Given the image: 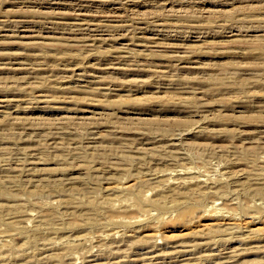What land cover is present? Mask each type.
<instances>
[{
    "label": "rangeland",
    "instance_id": "374dc122",
    "mask_svg": "<svg viewBox=\"0 0 264 264\" xmlns=\"http://www.w3.org/2000/svg\"><path fill=\"white\" fill-rule=\"evenodd\" d=\"M63 1L0 0V264H264V0Z\"/></svg>",
    "mask_w": 264,
    "mask_h": 264
},
{
    "label": "bare ground",
    "instance_id": "6f19581e",
    "mask_svg": "<svg viewBox=\"0 0 264 264\" xmlns=\"http://www.w3.org/2000/svg\"><path fill=\"white\" fill-rule=\"evenodd\" d=\"M62 1V0H61ZM61 1H59L58 0V2H61ZM71 1V0H70ZM90 1H92V0H90ZM100 2H105L106 4L107 3H112V4H116L118 1L117 0H99ZM129 1V0H128ZM225 1V0H224ZM227 1V0H226ZM229 1V0H228ZM73 2H74V0H73ZM77 2V1H76ZM131 2L132 3H134V4H136L137 3V0H131ZM221 2V1H220ZM70 3H72V2H70ZM70 3L68 2V0H64L63 2H62V4L63 5H66L67 7H71L70 6ZM49 4H52L51 2H49ZM73 4V3H72ZM76 4V3H75ZM219 4V3H218ZM83 5V4H82ZM74 6V5H73ZM78 6V5H77ZM84 6H86V5H84ZM92 6V5H91ZM105 6V5H104ZM134 6V5H133ZM136 6V5H135ZM81 7H83V6H80V8ZM87 8H89V7H87ZM118 9V8H117ZM116 9V10H117ZM82 10V9H81ZM108 12V11H107ZM106 13V12H105ZM79 14V13H78ZM78 14H77V16H78ZM81 15V14H80ZM81 16H84V15H81ZM79 17V16H78ZM69 19V21H70V23H69V25H70V27H67L66 29H65V32H64V34H66V35H69V37L68 38H65V39H68V40H70V41H76L77 40V37L78 36H80V35H84V32H85V30H86V22H82V19H77V17L75 18V17H72L71 19L70 18H68ZM21 22H23V24L25 23L26 25L25 26H27L26 28L27 29H29V28H32V26H34V24H36L37 22H36V20H28V19H23V20H20ZM81 21V22H80ZM89 24H90V22H89ZM88 24V25H89ZM142 24H143V22H142ZM8 25V24H7ZM22 25V24H21ZM68 25V24H67ZM93 25V24H92ZM96 25V24H95ZM97 26V25H96ZM3 27V26H2ZM89 27V26H88ZM87 27V28H88ZM93 27H95V26H93ZM99 29H101V28H105V30H107L108 29V27L109 26H106V25H99V26H97ZM114 27H116V28H119L118 26H114ZM113 27V28H114ZM19 28H21V27H19ZM150 28H152V27H150ZM2 29V28H1ZM5 29V28H4ZM3 29V30H4ZM7 29V28H6ZM91 29H93V28H91ZM141 29V28H140ZM145 29V28H144ZM149 29V28H148ZM152 29H155V28H152ZM22 30H23V28H22ZM32 30V29H31ZM95 30V29H94ZM142 30V29H141ZM158 30V29H157ZM157 30H155L154 31V33L157 31ZM102 31V30H101ZM108 31V30H107ZM107 31H105V32H107ZM146 31V30H145ZM151 31V30H150ZM1 32V31H0ZM90 32V31H89ZM141 32V31H140ZM153 32V31H152ZM160 32V31H159ZM92 33V32H91ZM94 33H96V32H94ZM101 33H104V31H102ZM142 33H144V32H142ZM164 33V32H163ZM93 34V33H92ZM146 35H147V33H146ZM145 35V36H146ZM154 35V34H153ZM156 35H157V32H156ZM163 35V34H162ZM85 36V35H84ZM148 36V35H147ZM143 38H144V36H142ZM141 37V38H142ZM149 37V36H148ZM148 37H145V38H148ZM153 37V36H152ZM178 37H180V36H178ZM64 38H62V39H64ZM85 38V37H84ZM143 39V40H147V39ZM59 39V38H58ZM93 40V39H92ZM151 41L153 40L152 38L150 39ZM164 40H166V38L164 39ZM144 41V42H145ZM147 42H148V44H149V40H147ZM81 43V42H80ZM150 43H154V42H150ZM78 45H81V44H78ZM155 45V44H154ZM158 45V44H157ZM166 45V46H165ZM149 46H151V45H149ZM163 46V48H165V49H169V50H171V55H170V57L172 58V59H177V60H182V58L183 57H185L188 53H190V52H192L193 50H195L194 49V46L193 45H187V44H175V43H171V44H164V45H162ZM93 49V48H92ZM168 52V51H167ZM181 62V61H180ZM182 62H184L183 60H182ZM156 67H157V69L156 70H158L159 69V67L157 66V65H155ZM113 70H122V69H119V68H112ZM94 70H96V71H103L102 70V68H95ZM128 71H135L133 68L132 69H127ZM96 71H94V72H96ZM91 75V74H90ZM66 76H69V75H66ZM87 76V75H86ZM65 77V76H64ZM70 77V76H69ZM72 77H73V75H72ZM66 79H67V77H65ZM87 78V77H86ZM70 79V78H69ZM72 79V78H71ZM64 81H65V79H63ZM82 80H83V78H82ZM87 80V79H86ZM73 81V80H72ZM67 82V81H66ZM83 82V81H82ZM84 83V82H83ZM159 256V255H158ZM153 258H154V256H153ZM150 259V258H149ZM160 259V258H159ZM151 260H152V258H151ZM189 263V262H188Z\"/></svg>",
    "mask_w": 264,
    "mask_h": 264
}]
</instances>
